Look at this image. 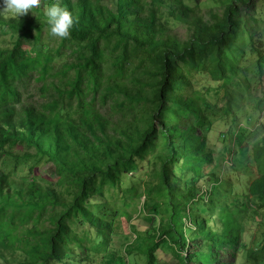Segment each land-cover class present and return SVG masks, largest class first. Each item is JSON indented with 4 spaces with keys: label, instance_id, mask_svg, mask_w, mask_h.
<instances>
[{
    "label": "trees",
    "instance_id": "16d2710c",
    "mask_svg": "<svg viewBox=\"0 0 264 264\" xmlns=\"http://www.w3.org/2000/svg\"><path fill=\"white\" fill-rule=\"evenodd\" d=\"M258 1L216 0L206 18L198 0L194 7L116 0L115 10L106 0H41L18 20L0 14V30L14 36L0 49V159L54 169L50 191L0 169L2 264H71L73 248L83 250L80 264L109 252L112 223L89 209L104 186L119 189L125 206L147 196L144 209L154 213L144 247L128 250L144 256L134 264H154L160 243L169 248L165 264H235L239 249L244 258L257 251L264 239L252 248L240 240L245 213L264 209V137L251 149L257 176L245 183L244 200L212 188L206 196L201 183L218 178L204 134L211 122L201 118L210 104L198 90L181 89L198 72L228 92L246 46L264 73ZM53 2L73 16L67 38L49 34L45 10ZM169 22L184 25L186 36L171 33ZM256 105L264 108V95ZM221 112L233 113L229 103ZM230 167L242 177V164Z\"/></svg>",
    "mask_w": 264,
    "mask_h": 264
},
{
    "label": "rangeland",
    "instance_id": "374dc122",
    "mask_svg": "<svg viewBox=\"0 0 264 264\" xmlns=\"http://www.w3.org/2000/svg\"><path fill=\"white\" fill-rule=\"evenodd\" d=\"M115 2L116 0H106V4L113 10H115ZM183 2L192 7L196 6V0H183ZM198 6L199 13L204 18L208 16L209 10H218L216 0H198ZM256 9L255 16L264 19V0L256 3ZM30 14L29 10L26 15ZM5 16L6 18L9 17ZM261 24L258 23L259 28ZM168 28L171 33H175L179 37L186 36V27L182 24L169 22ZM47 35V31H43L42 38L45 39ZM13 40L14 36L11 35L9 30H0V49L11 47ZM244 55L246 58L242 59L239 64L243 69H238L232 78L233 83L229 84L228 92H225V89L221 86V81H215L209 74L198 72H194L191 78H186L181 89L183 94L192 89L198 90L207 103L210 104L203 110L201 118L202 122H211V132L204 134L208 141V147L212 149L215 154L214 157H216L215 163L218 165L216 167L218 178L217 180L211 179L202 182L201 190L207 189L204 192L206 196L210 193V188L213 189V194L214 192L225 193L228 191L226 198L236 195L240 201L244 200L243 192L246 191L244 185L247 180L257 176L256 162L253 161L251 150L252 146L260 138L264 137V108L260 109L256 105L258 100L264 95V73L261 74L260 70L257 69L255 55L250 52L248 46L245 47ZM247 83L249 84L247 85ZM235 92H239L241 96L237 97ZM225 103H229V109L233 113L224 114L221 112ZM235 103H239L238 107H236ZM206 125L205 123V128ZM203 131L204 129L201 130V132ZM233 131L236 133L243 131V138L240 140L236 134L231 137L229 134L222 135V133H232ZM233 160L242 164L240 169L241 178L230 167ZM176 165H180V161H176ZM0 169L8 173L17 182L23 178L26 182H32L31 180H33V182L49 191L53 188L51 179L54 178V169L43 160L31 165L21 159L16 161L7 157L4 161L0 159ZM147 171L148 168H143L142 170L145 174H147ZM129 175L131 176L132 174L128 173ZM122 178L125 179L126 177L123 175ZM237 179L241 181H237ZM130 180L127 181L126 186L133 182ZM230 185L233 186L229 188ZM121 194L117 188L104 186L103 196L89 206V209L95 210L100 217L111 221L113 234L109 252H103L98 255L89 254L80 264H127V261L128 264H134L138 261L139 263L142 262L144 256L139 255V252L135 250L132 254H128V250L130 252L135 248L139 250L144 247V242H147L144 237L145 226L149 224L154 213L152 214V211L144 209L147 196H142L139 201L131 206H125V199L121 198ZM202 201L205 202L204 199ZM195 208L196 205H194ZM138 209L142 211L141 214L137 213ZM242 222L244 231L240 241L246 248H252L258 240L264 239V209H250L249 212L245 213ZM196 235V231L193 230L192 235L188 234V239H194ZM203 248H205V244H203ZM167 253H169L167 244L160 243L154 252L156 259L154 264H165L168 258ZM82 254V249L73 248L71 264H78V258ZM122 256H125V259ZM233 262L235 264L264 263V242L258 244L257 251L250 258H244L242 250L239 249L234 255ZM0 264H2L1 260Z\"/></svg>",
    "mask_w": 264,
    "mask_h": 264
},
{
    "label": "clouds",
    "instance_id": "9594fccd",
    "mask_svg": "<svg viewBox=\"0 0 264 264\" xmlns=\"http://www.w3.org/2000/svg\"><path fill=\"white\" fill-rule=\"evenodd\" d=\"M41 4V0H0V14H5L15 19L33 12ZM46 24L51 36L67 38L73 26L72 14L59 3L53 2L45 10Z\"/></svg>",
    "mask_w": 264,
    "mask_h": 264
}]
</instances>
